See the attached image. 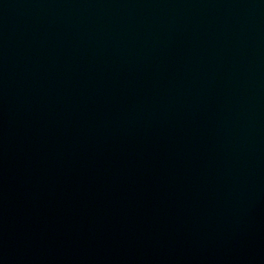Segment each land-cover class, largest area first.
<instances>
[{
	"label": "water",
	"instance_id": "water-1",
	"mask_svg": "<svg viewBox=\"0 0 264 264\" xmlns=\"http://www.w3.org/2000/svg\"><path fill=\"white\" fill-rule=\"evenodd\" d=\"M0 264H264V0H0Z\"/></svg>",
	"mask_w": 264,
	"mask_h": 264
}]
</instances>
